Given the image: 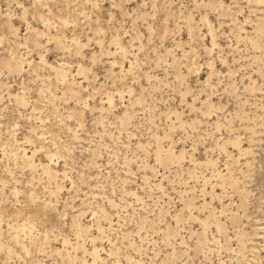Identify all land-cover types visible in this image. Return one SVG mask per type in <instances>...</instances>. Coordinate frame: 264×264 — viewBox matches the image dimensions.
I'll return each instance as SVG.
<instances>
[{"label":"rangeland","instance_id":"obj_1","mask_svg":"<svg viewBox=\"0 0 264 264\" xmlns=\"http://www.w3.org/2000/svg\"><path fill=\"white\" fill-rule=\"evenodd\" d=\"M0 264H264V2L0 0Z\"/></svg>","mask_w":264,"mask_h":264},{"label":"bare ground","instance_id":"obj_2","mask_svg":"<svg viewBox=\"0 0 264 264\" xmlns=\"http://www.w3.org/2000/svg\"><path fill=\"white\" fill-rule=\"evenodd\" d=\"M262 2H264V0H261Z\"/></svg>","mask_w":264,"mask_h":264}]
</instances>
